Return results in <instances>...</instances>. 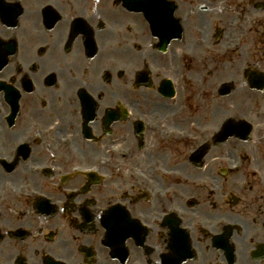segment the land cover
I'll list each match as a JSON object with an SVG mask.
<instances>
[{"label": "flooded vegetation", "instance_id": "flooded-vegetation-1", "mask_svg": "<svg viewBox=\"0 0 264 264\" xmlns=\"http://www.w3.org/2000/svg\"><path fill=\"white\" fill-rule=\"evenodd\" d=\"M1 160L0 264H264V0H0Z\"/></svg>", "mask_w": 264, "mask_h": 264}]
</instances>
